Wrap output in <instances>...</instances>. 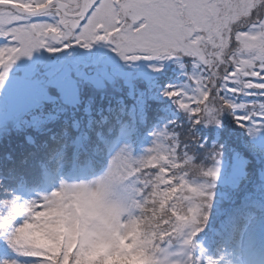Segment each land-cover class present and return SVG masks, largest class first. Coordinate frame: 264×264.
<instances>
[{
    "label": "snow or ice",
    "instance_id": "snow-or-ice-1",
    "mask_svg": "<svg viewBox=\"0 0 264 264\" xmlns=\"http://www.w3.org/2000/svg\"><path fill=\"white\" fill-rule=\"evenodd\" d=\"M0 264H264V0H0Z\"/></svg>",
    "mask_w": 264,
    "mask_h": 264
},
{
    "label": "trees",
    "instance_id": "trees-1",
    "mask_svg": "<svg viewBox=\"0 0 264 264\" xmlns=\"http://www.w3.org/2000/svg\"><path fill=\"white\" fill-rule=\"evenodd\" d=\"M11 143L15 144L16 141L13 140ZM257 250H259V247H257ZM257 250H256V252H257Z\"/></svg>",
    "mask_w": 264,
    "mask_h": 264
}]
</instances>
